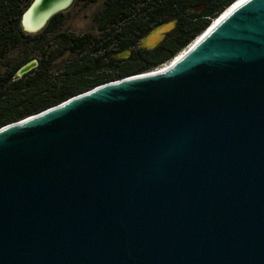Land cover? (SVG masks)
<instances>
[{"label":"water","instance_id":"water-1","mask_svg":"<svg viewBox=\"0 0 264 264\" xmlns=\"http://www.w3.org/2000/svg\"><path fill=\"white\" fill-rule=\"evenodd\" d=\"M73 2L32 0L22 29ZM218 18L164 65L0 127V264H264V0Z\"/></svg>","mask_w":264,"mask_h":264},{"label":"trees","instance_id":"trees-1","mask_svg":"<svg viewBox=\"0 0 264 264\" xmlns=\"http://www.w3.org/2000/svg\"><path fill=\"white\" fill-rule=\"evenodd\" d=\"M96 1V0H90ZM236 0H105L95 14L98 34L65 28L66 12L37 33L22 29L32 0H0V127L99 84L151 71L172 60ZM175 27L154 48L141 39L158 25ZM121 51H129L119 57ZM37 59L22 77L17 70Z\"/></svg>","mask_w":264,"mask_h":264},{"label":"rangeland","instance_id":"rangeland-1","mask_svg":"<svg viewBox=\"0 0 264 264\" xmlns=\"http://www.w3.org/2000/svg\"><path fill=\"white\" fill-rule=\"evenodd\" d=\"M104 1L105 0H96L93 2L90 0H74L73 4L65 10L66 23L64 27L79 34H98L94 16L103 7ZM151 31L152 29L146 35ZM127 52L129 51H121L118 53V56L122 57L128 55Z\"/></svg>","mask_w":264,"mask_h":264},{"label":"bare ground","instance_id":"bare-ground-1","mask_svg":"<svg viewBox=\"0 0 264 264\" xmlns=\"http://www.w3.org/2000/svg\"><path fill=\"white\" fill-rule=\"evenodd\" d=\"M234 2H235V1H234ZM234 2H233V3H234ZM233 3H232V4H233ZM232 4H231V5H232ZM231 5H230V6H231ZM230 6H228V8H229ZM228 8H227V9H228ZM227 9H226V10H227ZM226 10H225V11H226ZM225 11H224V12H225ZM224 12H223V13H224ZM217 18H218V17H217ZM217 18H215V20H216ZM218 19H219V18H218ZM218 19H217V20H218ZM217 20H216V21H217ZM216 21H215V22H216ZM215 22H214V23H215ZM181 53H182V52H181Z\"/></svg>","mask_w":264,"mask_h":264},{"label":"built area","instance_id":"built-area-1","mask_svg":"<svg viewBox=\"0 0 264 264\" xmlns=\"http://www.w3.org/2000/svg\"><path fill=\"white\" fill-rule=\"evenodd\" d=\"M190 44H191V43H190ZM190 44H189V45H190ZM189 45H188V46H189ZM188 46H187V47H188ZM187 47H186V48H187Z\"/></svg>","mask_w":264,"mask_h":264},{"label":"clouds","instance_id":"clouds-1","mask_svg":"<svg viewBox=\"0 0 264 264\" xmlns=\"http://www.w3.org/2000/svg\"><path fill=\"white\" fill-rule=\"evenodd\" d=\"M214 21H215V20H214ZM214 21H213V22H214Z\"/></svg>","mask_w":264,"mask_h":264}]
</instances>
